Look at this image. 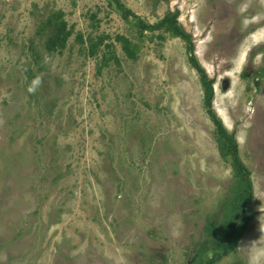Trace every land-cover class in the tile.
Here are the masks:
<instances>
[{
	"label": "rangeland",
	"instance_id": "1",
	"mask_svg": "<svg viewBox=\"0 0 264 264\" xmlns=\"http://www.w3.org/2000/svg\"><path fill=\"white\" fill-rule=\"evenodd\" d=\"M119 1L191 35L253 183L252 220L213 264H264V0ZM58 11L72 34L49 53L39 28ZM190 48L115 0H0V264L214 256L194 261L238 177Z\"/></svg>",
	"mask_w": 264,
	"mask_h": 264
},
{
	"label": "trees",
	"instance_id": "2",
	"mask_svg": "<svg viewBox=\"0 0 264 264\" xmlns=\"http://www.w3.org/2000/svg\"><path fill=\"white\" fill-rule=\"evenodd\" d=\"M115 1L127 18L129 16L136 17L142 31H154L156 29L168 28L176 33L177 36L186 40L191 47V52H193L191 62L193 67L197 69L201 75L208 114L216 126L220 153L225 159L232 158L233 166L238 177V184L237 188L234 190L233 199H229L226 204L227 210L222 217L216 216L212 218L213 220L208 222L206 230L210 237L201 244L200 250L196 251L195 262L198 258L214 250V256L206 263L213 264L216 259H220L235 252L252 220L253 211H251L250 205L253 200V183L251 181L250 172L239 157V146L234 135L230 134L225 129V126L214 110L215 90L213 80L209 78L208 74L197 60L194 53V44H192V37L181 29L178 21V14L170 13L168 17L159 24L150 25L145 23L140 16L125 9L119 0ZM39 33L44 41L43 48L49 53L59 51L66 47L69 37L72 34L71 30L68 29L67 21L64 19L61 11L54 12L44 19L40 24ZM128 54L130 53L128 52ZM130 55L133 56L132 54Z\"/></svg>",
	"mask_w": 264,
	"mask_h": 264
},
{
	"label": "clouds",
	"instance_id": "3",
	"mask_svg": "<svg viewBox=\"0 0 264 264\" xmlns=\"http://www.w3.org/2000/svg\"><path fill=\"white\" fill-rule=\"evenodd\" d=\"M32 90H33V89H31V88L29 89V91H32Z\"/></svg>",
	"mask_w": 264,
	"mask_h": 264
}]
</instances>
